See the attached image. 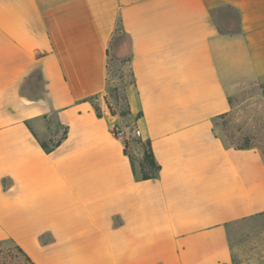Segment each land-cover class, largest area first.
Masks as SVG:
<instances>
[{
    "label": "crops",
    "instance_id": "0c3cea01",
    "mask_svg": "<svg viewBox=\"0 0 264 264\" xmlns=\"http://www.w3.org/2000/svg\"><path fill=\"white\" fill-rule=\"evenodd\" d=\"M261 79L264 0H0V247L34 264H264V157L217 130ZM49 120L63 136L43 147Z\"/></svg>",
    "mask_w": 264,
    "mask_h": 264
},
{
    "label": "rangeland",
    "instance_id": "374dc122",
    "mask_svg": "<svg viewBox=\"0 0 264 264\" xmlns=\"http://www.w3.org/2000/svg\"><path fill=\"white\" fill-rule=\"evenodd\" d=\"M230 19L234 21L232 14ZM115 74L121 76L117 72ZM113 94L123 101V85L118 84ZM111 102L109 100L110 104ZM229 103L230 111L223 119L217 121V130L221 132L227 143L236 147H255L264 157V79L238 89L230 96ZM122 105V109L112 108L115 114L126 111L125 105ZM47 124L49 131L45 135H38V142L46 146H54L62 139V128L52 120ZM0 264H27V262L13 245L5 244L0 247Z\"/></svg>",
    "mask_w": 264,
    "mask_h": 264
},
{
    "label": "trees",
    "instance_id": "16d2710c",
    "mask_svg": "<svg viewBox=\"0 0 264 264\" xmlns=\"http://www.w3.org/2000/svg\"><path fill=\"white\" fill-rule=\"evenodd\" d=\"M106 106L109 110V112L112 115H115L114 111L112 110V107L109 105V103L106 101ZM95 111L97 113V115H99V109L97 106H94ZM224 116L220 117L221 119H223ZM41 146L43 147H47L46 145L41 144ZM125 146H127V144L125 143ZM249 146H239L237 148L243 149V148H248ZM139 169H140V174H141V178L146 180V179H150V178H154L158 171H159V166L156 163L154 156L151 152V149L149 147V143H146L144 145V154H143V158L139 163ZM16 248V250L24 257L25 261L27 262V264H34L28 257L27 255H25L23 253V251L14 246Z\"/></svg>",
    "mask_w": 264,
    "mask_h": 264
},
{
    "label": "built area",
    "instance_id": "2783aa9c",
    "mask_svg": "<svg viewBox=\"0 0 264 264\" xmlns=\"http://www.w3.org/2000/svg\"><path fill=\"white\" fill-rule=\"evenodd\" d=\"M112 134L117 138H124V134L121 130L113 129Z\"/></svg>",
    "mask_w": 264,
    "mask_h": 264
}]
</instances>
